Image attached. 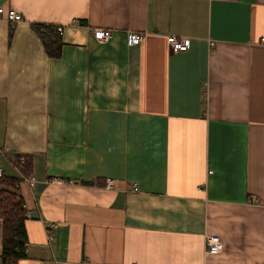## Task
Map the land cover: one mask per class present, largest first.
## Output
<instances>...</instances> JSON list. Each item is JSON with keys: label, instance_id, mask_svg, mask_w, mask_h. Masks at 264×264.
<instances>
[{"label": "crops", "instance_id": "obj_1", "mask_svg": "<svg viewBox=\"0 0 264 264\" xmlns=\"http://www.w3.org/2000/svg\"><path fill=\"white\" fill-rule=\"evenodd\" d=\"M0 6L23 15L11 40L0 16V168L29 155L35 179L19 264H264V0ZM33 23L65 27L60 58Z\"/></svg>", "mask_w": 264, "mask_h": 264}, {"label": "trees", "instance_id": "obj_2", "mask_svg": "<svg viewBox=\"0 0 264 264\" xmlns=\"http://www.w3.org/2000/svg\"><path fill=\"white\" fill-rule=\"evenodd\" d=\"M34 30L40 36L47 54L52 58L62 56L63 38L55 25L33 23ZM14 35V26L9 33L10 40ZM21 176L0 175V213L3 218L1 264H19L27 257L28 233L26 228L27 209L20 192V182L30 177L33 172V159L29 155H16L12 160Z\"/></svg>", "mask_w": 264, "mask_h": 264}, {"label": "built area", "instance_id": "obj_3", "mask_svg": "<svg viewBox=\"0 0 264 264\" xmlns=\"http://www.w3.org/2000/svg\"><path fill=\"white\" fill-rule=\"evenodd\" d=\"M0 16H4L12 26H15L18 22L23 20V15L17 11L15 8H4L0 6ZM59 33L62 35L64 33L65 27L63 25H55ZM93 37L100 41H108L114 35V31L111 28L97 27L92 30ZM144 32L138 31H128L126 34L127 43L129 45H138L145 39ZM168 43L175 52L185 51L191 45V38L187 36H177L169 35L167 38ZM264 41V38H263ZM3 174L0 168V175ZM30 185H34L35 179L33 177L25 178ZM57 183H72V179L54 178ZM115 184L112 178H108L106 182V187L111 188ZM131 189L134 191L139 190V183L133 182L131 184ZM28 216V212H27ZM224 249V241L218 235L209 234L206 237V252L209 254H217Z\"/></svg>", "mask_w": 264, "mask_h": 264}]
</instances>
